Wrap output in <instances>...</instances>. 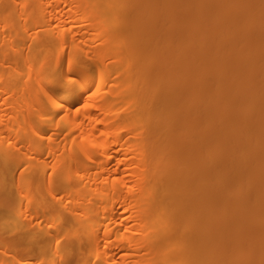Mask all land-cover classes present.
<instances>
[{
    "label": "bare ground",
    "instance_id": "1",
    "mask_svg": "<svg viewBox=\"0 0 264 264\" xmlns=\"http://www.w3.org/2000/svg\"><path fill=\"white\" fill-rule=\"evenodd\" d=\"M0 218V264H264V0H0Z\"/></svg>",
    "mask_w": 264,
    "mask_h": 264
},
{
    "label": "rangeland",
    "instance_id": "2",
    "mask_svg": "<svg viewBox=\"0 0 264 264\" xmlns=\"http://www.w3.org/2000/svg\"><path fill=\"white\" fill-rule=\"evenodd\" d=\"M64 9H67V7H65ZM85 37H87V35ZM91 38L94 40V39H98L99 37L96 34L92 33ZM7 99L9 100V98H7ZM17 176L22 177L24 175H23V173L22 174L18 173ZM17 180L20 181L19 179H17ZM42 194L45 196V190L43 188H42ZM3 225H5V222L3 219L0 218V226H3ZM9 244H11V245L8 246ZM9 247H15V250L10 251ZM28 250H29V244L23 243L22 241H20L19 236L7 237L5 239V242L3 243V245H0V259L6 258L9 261H12L14 259L12 257L10 258V256L14 255L18 259H21V261H25L28 258L27 257V254H29ZM3 252L6 254L4 255ZM44 260H47V259H44ZM50 260L52 261L53 264H62V257H59V256H55L53 258L50 257ZM48 264H50V262Z\"/></svg>",
    "mask_w": 264,
    "mask_h": 264
}]
</instances>
